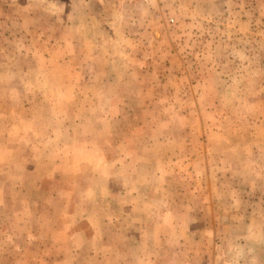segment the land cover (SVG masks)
Returning <instances> with one entry per match:
<instances>
[{"label": "rangeland", "instance_id": "374dc122", "mask_svg": "<svg viewBox=\"0 0 264 264\" xmlns=\"http://www.w3.org/2000/svg\"><path fill=\"white\" fill-rule=\"evenodd\" d=\"M0 264H264V0H0Z\"/></svg>", "mask_w": 264, "mask_h": 264}, {"label": "built area", "instance_id": "2783aa9c", "mask_svg": "<svg viewBox=\"0 0 264 264\" xmlns=\"http://www.w3.org/2000/svg\"><path fill=\"white\" fill-rule=\"evenodd\" d=\"M170 20L172 21L173 19L171 18Z\"/></svg>", "mask_w": 264, "mask_h": 264}]
</instances>
